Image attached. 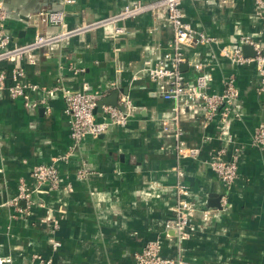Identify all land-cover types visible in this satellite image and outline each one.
I'll return each mask as SVG.
<instances>
[{
	"label": "crops",
	"instance_id": "crops-1",
	"mask_svg": "<svg viewBox=\"0 0 264 264\" xmlns=\"http://www.w3.org/2000/svg\"><path fill=\"white\" fill-rule=\"evenodd\" d=\"M134 1L0 0L8 12L0 29L10 34V45L37 33L75 30L39 51L36 64L21 61L25 80L40 87L60 80L71 89L85 82L100 97L125 89L135 106L124 126L87 135L67 159L56 160L71 144L60 95L26 106L23 99L0 92V264H41V258L50 264H135L134 255L156 239L163 257L264 264V149L251 143L263 112L258 78L253 63L232 64L220 53L222 46L241 47L242 36L260 29L257 0L181 2L184 20L216 39L183 46V79L193 82L203 74L207 92L220 93L224 78L233 73L239 89L237 106L222 122L206 120L205 111L193 106L201 104L181 101L186 106L179 139L198 150L196 157L178 156L174 137L163 131L173 102L163 99L140 71L172 52V31L161 13L147 10L125 19L119 34L100 22ZM55 11L62 13L64 27L37 17ZM0 66L8 78L10 63ZM134 74L140 76L132 79ZM27 93L37 103L44 96L41 90ZM217 150L224 160H235L237 174L230 185L207 163ZM40 163H55L59 188L50 190L32 179L30 170ZM83 163L88 173L78 177ZM178 170L197 208L190 220L194 230L181 240L164 231L176 200ZM20 178L33 191L28 214L19 216L8 201L16 196ZM212 193L220 197L219 209L207 205ZM201 209L208 210L205 217Z\"/></svg>",
	"mask_w": 264,
	"mask_h": 264
},
{
	"label": "built area",
	"instance_id": "built-area-1",
	"mask_svg": "<svg viewBox=\"0 0 264 264\" xmlns=\"http://www.w3.org/2000/svg\"><path fill=\"white\" fill-rule=\"evenodd\" d=\"M231 0H220L221 4ZM182 0H135L131 4L123 5L116 13L102 19L103 26H110L115 34L122 33L123 27L119 24L125 19L134 17L144 11L150 10L161 13L164 21L170 26L172 31L171 54L167 57L143 67L141 74L147 76L156 85L157 93L166 100L173 102L170 116L163 122V131L176 141V151L179 157H196L198 150L196 148H186L183 146L179 137L182 133L180 125V113L183 109L181 101L186 100L189 103H198L193 105L202 108L205 111L206 120H212L218 117L219 122L224 121L230 116L233 107L239 95V89L236 85L235 75L228 74L223 80V89L220 93H208L206 89V77L199 74L193 82L183 79L179 70L180 63L184 61L182 53L183 46H196L212 44L215 37L190 26L184 20V14L181 9ZM259 17L261 21L260 29L254 35H244L241 37L242 44H249L255 51L254 56H245L241 47L220 48V53L232 63L242 65L253 63L257 74L256 91L261 99V109L264 111V2L256 1ZM41 20H48L54 24L64 27L62 13L60 11L50 13H37ZM8 17V12L0 2V25ZM75 30H64L53 34L37 33L34 37L21 44H12L10 34L0 29V63L5 61L10 63L9 76L7 78L6 70L0 66V92L6 90L11 98L23 99L26 106H36L39 103H45L46 98H52L58 94L64 101V112L68 117L69 136L71 144L68 151L56 158V160H65L78 146L80 141L87 135L97 137L108 130L112 125L124 126L128 121L135 106L129 95L122 94L118 98V104L124 107L120 110L117 107L109 105L103 106L102 112L93 113L97 99L100 97L95 92L88 91V85L83 82L81 89H71L57 80L51 87H40L37 84L25 80V70L21 61L30 64H36L37 53L44 48H48L55 43H59L64 37L73 35ZM139 74L132 75V79L138 78ZM9 84L6 85V80ZM28 90H41L44 94L41 101L32 102L29 100ZM189 106V105H188ZM251 143L253 146L264 149V121H259L251 134ZM212 171L225 184L230 185L237 174L235 160L226 161L222 158V151L217 150L207 161ZM88 173L84 163L77 169L76 175L83 177ZM177 180L175 184L176 200L171 208V216L164 224V231H173L178 239H185L189 233L194 230L190 222L191 217L197 212V208L192 201L188 200L187 187L182 181V172L177 171ZM30 176L37 185H45L47 189L55 190L59 188L61 176L55 163L36 164L30 170ZM33 190L27 186L25 180L20 178L17 184V193L8 202L13 206L14 211L20 215L28 214V209L32 203L31 192ZM24 201V206L19 205ZM203 217L208 210L201 209ZM17 215V214H16ZM15 216V215H14ZM161 241L159 239L150 240L146 245L134 255L135 264H200L194 260H185L182 258L163 257L160 253ZM41 264H50V259H42Z\"/></svg>",
	"mask_w": 264,
	"mask_h": 264
},
{
	"label": "water",
	"instance_id": "water-1",
	"mask_svg": "<svg viewBox=\"0 0 264 264\" xmlns=\"http://www.w3.org/2000/svg\"><path fill=\"white\" fill-rule=\"evenodd\" d=\"M241 50L243 55L245 56H254L255 51L253 50L252 46L249 44H242L241 45ZM119 93L122 94H127L125 89H118L112 91L109 95L101 96L97 99L96 106L93 109V113H100L102 112L103 106L109 105L112 107H117L120 110H123L124 107L122 105L118 104V95ZM261 121H264V111L261 114ZM207 205L209 207H214V208H220V197L219 195H216L214 193L209 195V198L207 200Z\"/></svg>",
	"mask_w": 264,
	"mask_h": 264
},
{
	"label": "rangeland",
	"instance_id": "rangeland-1",
	"mask_svg": "<svg viewBox=\"0 0 264 264\" xmlns=\"http://www.w3.org/2000/svg\"><path fill=\"white\" fill-rule=\"evenodd\" d=\"M40 258V257H39ZM43 258L40 259V261H42Z\"/></svg>",
	"mask_w": 264,
	"mask_h": 264
}]
</instances>
